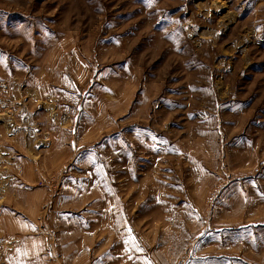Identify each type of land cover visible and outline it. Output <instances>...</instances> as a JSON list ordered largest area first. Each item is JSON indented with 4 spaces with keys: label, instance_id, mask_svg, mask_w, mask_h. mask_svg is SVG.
Masks as SVG:
<instances>
[{
    "label": "rangeland",
    "instance_id": "obj_1",
    "mask_svg": "<svg viewBox=\"0 0 264 264\" xmlns=\"http://www.w3.org/2000/svg\"><path fill=\"white\" fill-rule=\"evenodd\" d=\"M0 149V264H264V0H0Z\"/></svg>",
    "mask_w": 264,
    "mask_h": 264
},
{
    "label": "crops",
    "instance_id": "obj_2",
    "mask_svg": "<svg viewBox=\"0 0 264 264\" xmlns=\"http://www.w3.org/2000/svg\"><path fill=\"white\" fill-rule=\"evenodd\" d=\"M4 123L6 126V130H8L9 129L7 126L8 122L7 123L4 122ZM9 134H11L12 136L14 135L13 132L7 133V135H9ZM17 136H18V138H16L14 140V142L23 143V145H21L22 148L26 147L25 148L26 150L29 148L31 151V149L35 147L34 146V145H36L35 143L30 144L32 140L29 138L28 135L18 134ZM19 136H21V137H19ZM13 146H14V151L17 148L20 150V148L18 146H15V145H13ZM29 149H28V151H29ZM8 152H9L10 157L7 155V153H5L4 156L2 157L3 151L0 149V183H1L2 187H5L6 189L10 190L11 186L8 182L10 181L11 178H13V175L15 172H16L17 176H19V177H20V175H18V174L20 173L22 176H25L28 179L29 178L32 179V178H34V176L36 174V168H35V165H34L32 160L27 161V160H24V158L15 157V156H13L12 150L8 149ZM9 177H11V178L8 179ZM2 178H5V179L2 180ZM6 183L8 184V188H7Z\"/></svg>",
    "mask_w": 264,
    "mask_h": 264
},
{
    "label": "snow or ice",
    "instance_id": "obj_3",
    "mask_svg": "<svg viewBox=\"0 0 264 264\" xmlns=\"http://www.w3.org/2000/svg\"><path fill=\"white\" fill-rule=\"evenodd\" d=\"M33 230H35V229H33Z\"/></svg>",
    "mask_w": 264,
    "mask_h": 264
}]
</instances>
